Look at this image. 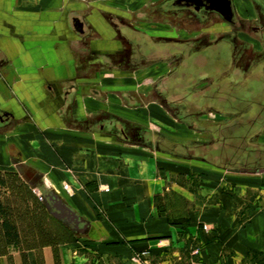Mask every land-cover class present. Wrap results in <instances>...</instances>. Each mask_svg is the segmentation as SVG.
Listing matches in <instances>:
<instances>
[{
  "label": "crops",
  "instance_id": "obj_1",
  "mask_svg": "<svg viewBox=\"0 0 264 264\" xmlns=\"http://www.w3.org/2000/svg\"><path fill=\"white\" fill-rule=\"evenodd\" d=\"M107 1L98 6V0H0V113L9 116L0 130L20 128L19 139L29 138L47 163L45 169L31 163L24 175L29 184L40 176L90 224L88 235H76L48 213L61 241L21 249L12 264H138L142 252L157 264H171L183 245L198 247L204 232L212 236L199 251L202 263L247 264L264 253V206L247 202L243 186L226 188L214 174L204 176L187 193L188 223L173 225L154 202L160 182L151 156L126 151L118 140L98 133L103 113L118 118L100 97L135 91L116 84L98 89L103 81L131 80L119 74L98 80V52L112 41L98 18L110 7ZM186 231L191 241L181 236ZM78 238L98 242L84 248L93 255L80 252Z\"/></svg>",
  "mask_w": 264,
  "mask_h": 264
},
{
  "label": "rangeland",
  "instance_id": "obj_2",
  "mask_svg": "<svg viewBox=\"0 0 264 264\" xmlns=\"http://www.w3.org/2000/svg\"><path fill=\"white\" fill-rule=\"evenodd\" d=\"M163 1L164 0H108L104 3L111 8H119L126 12L132 11L135 14L138 13L139 16H149L151 20H155L158 18L161 19L160 12L158 11L159 5ZM263 7L264 0L236 1V8L241 15L240 18L245 20L244 23L250 26L256 25L259 21H262L260 25H264V16L259 17L257 15L260 13L259 10ZM158 23L159 22H155L152 26L158 27ZM223 26L224 25L207 27L192 31L200 36H204L205 30L211 32L213 31L212 29H228ZM250 33L251 32H248V35L237 33L236 35L232 34L233 37H230L232 40L236 41V43L235 41L233 42L236 56H240L242 51H247V57L251 59H255L256 56L260 55L262 52L264 54V48L256 42L255 38ZM180 34L185 35L186 32L181 31ZM263 54L262 56L264 57ZM154 77V73L152 72V74L143 75L132 81L129 79H117L116 81L107 80L101 82V84L98 83V89L105 88V86L110 88V86L114 84L118 86L129 85L131 90L135 89L130 95H103V97L100 98H103V108L117 113L116 116L120 118V120L124 119L133 129L139 132L142 131V137L146 141H152V144L148 147L143 145V142V144H138L135 140L123 146L124 142L118 140L119 145L126 149V151H137L139 149L145 154H149L152 160L155 161L157 178L160 182V192L156 196L154 202L159 215L165 218L168 223L174 225L182 224V226H185L188 223L192 207L190 196L187 193L189 190L196 188V186L199 187L198 183L208 174H214L215 180H222L225 182L227 184L226 188H229V186L233 188L236 185L243 186V189L246 190L245 198L247 202L251 201L257 206H264V172L251 173L222 170L213 164L215 162L222 163L218 158L214 159L210 156L203 155L200 151L201 149H198L196 153L194 152L197 148L207 147L213 144H218L216 148L221 147L223 150L224 148L228 149V152H230L229 154H238L237 151H239L241 147L243 150L247 149L245 147L247 138L244 137L240 138V141H231V143H229L230 146L225 144L224 147L220 143L223 133V129L221 128L226 124L219 123L221 120H229L234 116L229 113H226L227 117H224L221 115L217 116L213 112L190 114L182 113L178 110L172 111L170 110L171 108H168V106L164 104V97L154 96L152 94L148 95V93H152L150 82ZM168 100H172V98L169 97ZM103 114V117L115 116L112 114ZM213 124L215 125L213 126ZM239 124L240 123L237 125ZM242 124L243 123H241V125ZM231 126L234 127L235 125ZM216 127L218 128L216 129ZM21 131L20 128L0 130V222L3 220V217H6L10 222L14 223L19 221L25 213H28L27 216L32 215L37 218L44 229L54 232L52 225H49L47 219L40 215V212L42 214V211H44L42 209L43 203L29 186V181L24 176L26 170H32L31 163L36 165L39 169H45L47 163L44 159L36 156V146L30 144L29 138L19 139L20 135H23ZM23 140L25 141L24 143H22ZM155 141H158L156 145L154 143ZM253 144L256 145L257 149L258 146L264 149V128L258 132L257 136L254 138ZM130 145H136V149L130 148ZM246 146L248 145L246 144ZM250 148L252 147L249 146L248 151L252 150ZM223 155L226 154L223 152ZM38 174L37 172L34 173V175ZM1 182H3V186H1ZM1 214L3 216H1ZM20 222H18L19 227H22L23 224ZM21 234L24 237V235H28V232H21ZM181 236H183L186 241H191L192 239L187 231L181 234ZM202 236L203 238L199 240L200 245L198 247L196 243L192 242L190 245H183L171 264H204L200 258L199 251L204 246L205 241L209 240L212 235L210 232H204ZM112 241L113 240H110L109 242ZM75 242L80 252H85L88 255H93V253H91L93 251H86L85 249L94 248L93 246L98 244V242L94 243L86 238H78ZM32 245L31 241H23V239H20L17 245L6 244L0 231V257H6V264H12V259L19 250L29 249ZM157 262L162 264L159 261ZM243 263L245 262H242V264ZM247 264H264V253L260 254V256L255 259L248 260Z\"/></svg>",
  "mask_w": 264,
  "mask_h": 264
},
{
  "label": "flooded vegetation",
  "instance_id": "obj_3",
  "mask_svg": "<svg viewBox=\"0 0 264 264\" xmlns=\"http://www.w3.org/2000/svg\"><path fill=\"white\" fill-rule=\"evenodd\" d=\"M98 1V6H102L103 0ZM229 1L230 12L224 10L223 2L214 0H164L158 11L161 19L155 20L103 5L108 9L101 8L104 11L98 14V18L101 25L111 32L112 41L107 49L98 52V80L114 74L135 80L153 72L155 77L150 82L152 93L148 95L164 97V104L172 111L190 114L213 112L224 117L227 116L223 112L240 114L243 125H249L242 131L247 138L244 152L258 150L264 153L261 146L257 149L253 144L258 134L254 133L253 127L264 128L263 52L256 54L259 57L255 59L248 58L247 51L236 56L235 40L230 38L232 34L248 35L251 32L264 48V25H260L262 21L254 26L244 23L235 0ZM261 9L257 14L259 17L264 16V7ZM155 22H159L158 27L152 26ZM222 25L228 29L205 30L204 36L192 31ZM181 31L186 34H180ZM169 97L172 100H168ZM102 119L98 126L99 134L126 143L135 140L148 147L152 144L151 140L146 141L142 137V131H136L127 122L113 116ZM230 120H221L219 124L230 123ZM6 123L0 122V126ZM225 140L222 133V146ZM249 146L252 150L248 151ZM215 148L214 144L207 146L203 155L215 159L221 154V147Z\"/></svg>",
  "mask_w": 264,
  "mask_h": 264
},
{
  "label": "trees",
  "instance_id": "obj_4",
  "mask_svg": "<svg viewBox=\"0 0 264 264\" xmlns=\"http://www.w3.org/2000/svg\"><path fill=\"white\" fill-rule=\"evenodd\" d=\"M223 113H225V114L229 113V114H232V116H234L230 120V123L228 122L226 125H224L221 128V129H223L224 138L226 139L224 141V143L229 145V143H231V141H233V140L234 141H236V140L240 141V138L244 137L242 134L243 129L247 128V126H249V125L247 124V126H246V124H244L246 127L243 124L241 125L243 118L240 117V114H236L233 112H223ZM238 123H240V124L237 125ZM231 125H235V126L233 127ZM217 128L218 127H216V129ZM253 130L255 133H257L260 130H262V128L253 127ZM221 138H222V136H221ZM225 144H224V147H225ZM216 145L217 144H214V147H216ZM206 148L207 147H201V148H199V150L201 149L200 151L203 153ZM200 151H199V153H200ZM224 151H228V149L224 148V150H223V148H221L220 153L222 154V157L220 156L218 158L222 162V164H220V165L218 164L219 167L215 165L219 169L226 170V167L230 166V164H237L238 165V164H243L244 162H248V160H243L240 158H238L236 161H232L229 158H227L226 155H223ZM234 151H237V150H234ZM237 152H238V154H236V155H238V156H245V155L251 154V153L244 152L243 149H240ZM225 154H226V152H225ZM1 186H3V182H1ZM42 206H43L42 209L44 211H42V214L40 212V215L43 218L47 219L49 225L57 224L56 221L48 214L45 206L43 204H42ZM0 210H1V204H0ZM27 214L28 213H25L24 216L22 218H20L19 221H16L14 223L10 222L6 217L5 218L3 217V220L0 222V231H1L2 237L4 238L6 244L17 245L21 239L20 238L21 232H26V233L28 232L29 234L30 233L35 234V235H33V238H34V236H35V238L29 240V241L32 240L31 241L33 244L32 247H39L41 245L54 244L56 241V238H58V237L60 238V241H61V238L63 236H62V233L60 230H58L57 228H54L53 226L52 227L54 229V232H52L51 230H48V229L46 230L42 227L41 223L38 222L39 220L37 218L33 217L32 215L27 216ZM1 216H3V215L1 214ZM21 220L25 221V222H22ZM18 222L23 224V226L19 227ZM178 225H182V224H178ZM24 238H26V235H24ZM24 238H23V241H25ZM26 241H28V240H26Z\"/></svg>",
  "mask_w": 264,
  "mask_h": 264
},
{
  "label": "water",
  "instance_id": "obj_5",
  "mask_svg": "<svg viewBox=\"0 0 264 264\" xmlns=\"http://www.w3.org/2000/svg\"><path fill=\"white\" fill-rule=\"evenodd\" d=\"M223 2L224 10H228L230 12V1L229 0H214ZM218 9V7H217ZM75 28L82 32V24L77 22L75 24ZM9 116L5 113L0 114V122H7ZM242 149V147H241ZM264 151V149H261ZM260 150V151H261ZM219 153V151H215ZM226 152L227 158L232 161H236L238 158L243 160H248V162H244L243 164H230V166L226 167V170H231L233 172H264V153H260L259 151L253 152L249 155L238 156L236 154H229L230 152ZM228 152V153H227ZM217 155V154H216ZM222 154L215 156L219 158ZM213 161V160H212ZM213 163V162H211ZM214 165L218 166L222 163L215 162ZM219 164V165H218ZM223 170V169H222ZM30 186L33 190L39 195L43 203L45 204L48 213L57 221L63 223L66 227H68L72 233L80 236L88 235L90 224L87 223L84 219L80 218L67 204H65L56 193L52 190L48 189L47 186L41 182V177L37 176L30 182Z\"/></svg>",
  "mask_w": 264,
  "mask_h": 264
},
{
  "label": "built area",
  "instance_id": "obj_6",
  "mask_svg": "<svg viewBox=\"0 0 264 264\" xmlns=\"http://www.w3.org/2000/svg\"><path fill=\"white\" fill-rule=\"evenodd\" d=\"M137 261H138V264H157L151 259L150 254L148 252L140 253L137 256ZM193 264H197V263H193Z\"/></svg>",
  "mask_w": 264,
  "mask_h": 264
}]
</instances>
